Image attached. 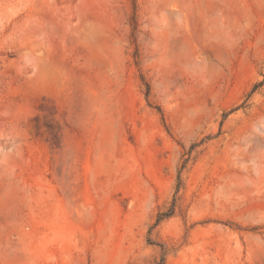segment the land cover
Returning <instances> with one entry per match:
<instances>
[{
    "label": "rangeland",
    "instance_id": "rangeland-1",
    "mask_svg": "<svg viewBox=\"0 0 264 264\" xmlns=\"http://www.w3.org/2000/svg\"><path fill=\"white\" fill-rule=\"evenodd\" d=\"M0 264H264V0H0Z\"/></svg>",
    "mask_w": 264,
    "mask_h": 264
},
{
    "label": "trees",
    "instance_id": "trees-1",
    "mask_svg": "<svg viewBox=\"0 0 264 264\" xmlns=\"http://www.w3.org/2000/svg\"><path fill=\"white\" fill-rule=\"evenodd\" d=\"M261 83H262V82H260L258 85H261ZM258 85H256V87H257ZM172 211H173V209L170 208L167 212L161 213L158 219L160 220V219H162V218H164V217H169V216H171V215H172Z\"/></svg>",
    "mask_w": 264,
    "mask_h": 264
}]
</instances>
